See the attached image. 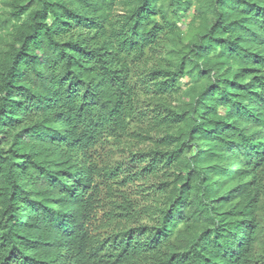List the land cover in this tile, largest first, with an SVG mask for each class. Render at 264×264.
<instances>
[{
  "label": "trees",
  "instance_id": "trees-1",
  "mask_svg": "<svg viewBox=\"0 0 264 264\" xmlns=\"http://www.w3.org/2000/svg\"><path fill=\"white\" fill-rule=\"evenodd\" d=\"M0 264H264V0H0Z\"/></svg>",
  "mask_w": 264,
  "mask_h": 264
}]
</instances>
